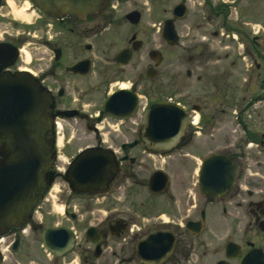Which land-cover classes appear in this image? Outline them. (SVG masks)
<instances>
[{"label":"flooded vegetation","instance_id":"flooded-vegetation-1","mask_svg":"<svg viewBox=\"0 0 264 264\" xmlns=\"http://www.w3.org/2000/svg\"><path fill=\"white\" fill-rule=\"evenodd\" d=\"M156 2L164 14L161 39L176 59L165 63L157 50L155 65L150 50L153 65L133 73L131 62L145 46L149 0H102L84 17L51 15L30 0H0V76L31 77L50 96L55 155L49 184L28 217L0 231V264H239L252 251L264 253V199L255 172L264 158V0H238L237 26L228 22V0ZM132 12L136 23L127 19ZM167 20L174 45L162 37ZM114 24L127 25L126 36L111 32ZM230 30L238 47L231 54L234 47L222 38ZM116 39L122 45L110 54ZM124 49L131 57L119 63ZM117 92L127 105L135 96L133 115L101 116ZM154 102L177 106L173 126L148 128L142 116ZM106 119L111 124L102 131ZM79 128L92 133L82 146L86 136L73 134ZM60 151L67 156L61 167ZM85 151L109 157V179L93 192L78 191L69 176ZM206 162L217 174L212 188L232 180L225 193L205 190ZM58 178L65 191L57 208L51 192Z\"/></svg>","mask_w":264,"mask_h":264},{"label":"water","instance_id":"water-1","mask_svg":"<svg viewBox=\"0 0 264 264\" xmlns=\"http://www.w3.org/2000/svg\"><path fill=\"white\" fill-rule=\"evenodd\" d=\"M39 9L59 16L74 14L84 17L95 12L102 0H30ZM131 23L138 21L136 12L127 15ZM163 39L174 45L176 32L171 20H167L162 31ZM134 49H136L134 45ZM155 65L160 60V53H149ZM131 57V50L120 51L116 58L119 63H126ZM150 77L153 76L149 70ZM127 92V91H122ZM119 92L110 95L104 102L101 116L127 118L133 115L136 98L120 97ZM51 98L39 89L38 83L31 77L17 75L0 76V231L9 225L21 224L29 215L33 206L41 199L51 176L55 160L54 125L52 122ZM177 106L169 102H154L148 106L142 119L148 128L169 127L175 124L174 112ZM173 130L165 134H172ZM159 134V133H158ZM163 145L165 142H160ZM202 173L203 183H212L217 174L207 166ZM231 170V166H230ZM110 166L107 154L85 151L74 159L70 171V181L78 191L93 192L105 186L109 179ZM232 173L229 172V178ZM232 183H223L220 190L209 184L207 192L223 194ZM239 264H264L263 251L246 254Z\"/></svg>","mask_w":264,"mask_h":264},{"label":"rangeland","instance_id":"rangeland-1","mask_svg":"<svg viewBox=\"0 0 264 264\" xmlns=\"http://www.w3.org/2000/svg\"><path fill=\"white\" fill-rule=\"evenodd\" d=\"M228 4L230 6L229 7L228 22H229V24H231L233 26H237V24L240 22L238 0H228ZM159 7L160 6L156 2V0H149V9L145 15V18L147 20L146 21L147 22V32L143 36L145 39V46L141 52L136 54L135 58H133V60L131 62L133 73H135L137 71L138 65H140V67L138 69H143V70H145L146 65H153L152 61L148 57V52L150 50H158L160 52L163 50L164 54H165V63L172 64L176 59L177 52L175 51V48H168L161 39V25H160V23L162 22V19L164 18L163 17L164 14L158 10ZM127 9L128 8L125 5L124 8H121V10L116 11L115 12L116 18L118 19L119 16L126 13ZM24 18L26 20H28L27 16H25ZM128 30H129V28L125 24L124 25L123 24H121V25L120 24H114L110 31L120 37V36H126ZM181 33H183L185 35L186 33H188V31L187 30L182 31ZM227 33L229 35L228 37H227ZM223 37L226 40L228 39L227 43H226L227 45H229L230 47L231 46L234 47L233 48L234 50L231 48H230V50L228 49L230 54L232 53V51L235 52V46H236V49L238 50L237 43L235 41L231 40V39L236 40L235 39L236 34L233 31H231V30L228 32L224 31L222 38ZM184 38H186V37H184ZM217 40H219V38ZM121 45H122V43L118 39H116L115 45L113 47H110L111 48L110 54L115 53V51ZM214 45H216V40H214ZM26 49L29 50V46L26 47ZM101 53H103V52H101ZM107 53L108 52L106 50V54ZM259 111L261 113V119L263 120L264 119V106ZM251 115H252V113H251ZM109 124H111L110 120L106 119L99 126H100L102 131H107L109 129ZM73 134L79 135V136H86V138H82L80 146L85 145L87 142H89L90 136L92 135V133H90L88 131L87 132L84 131L83 128H79L78 130L74 129ZM106 135H107V132H106ZM59 155H60L59 166L61 167L62 165H64L65 159L67 158V156L65 153H63V151H60ZM259 164H260L259 168H257L255 170V172H259V174H256V176L258 178H260V180H261L259 193H260V197L262 199H264V158L259 159ZM61 190L65 191V186H64L63 181L58 178L55 181L54 189L51 192V194H52L51 199L54 200V205L57 208H58L57 204H59L60 202L57 201L56 199L60 198V194H62ZM88 201H90V200H86L85 202H88Z\"/></svg>","mask_w":264,"mask_h":264}]
</instances>
